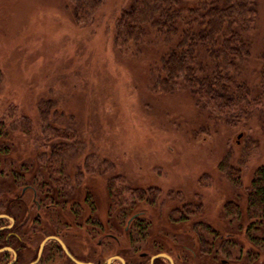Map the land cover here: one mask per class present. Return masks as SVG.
<instances>
[{
	"label": "rangeland",
	"instance_id": "374dc122",
	"mask_svg": "<svg viewBox=\"0 0 264 264\" xmlns=\"http://www.w3.org/2000/svg\"><path fill=\"white\" fill-rule=\"evenodd\" d=\"M129 2L107 0L90 24H76L67 0H0V171L40 186L46 205L200 206L193 232L204 233L205 246L212 229L236 256L230 264H264V218L243 215L245 190L264 166V129L256 118L236 127L209 120L185 89L157 91L153 53L113 45L114 21ZM263 39L260 0L238 74L249 85ZM48 103L43 120L39 106ZM48 125L57 138L46 137ZM222 163L238 170L237 186ZM229 203L242 213L226 215Z\"/></svg>",
	"mask_w": 264,
	"mask_h": 264
},
{
	"label": "trees",
	"instance_id": "16d2710c",
	"mask_svg": "<svg viewBox=\"0 0 264 264\" xmlns=\"http://www.w3.org/2000/svg\"><path fill=\"white\" fill-rule=\"evenodd\" d=\"M67 1L75 23L90 24L107 0ZM259 4L260 0H130L114 21L113 45L120 51L133 50L135 55L153 53L155 89L164 94L185 89L209 120L236 127L256 118L264 129V39L257 83L249 85L238 78L251 56L249 37ZM52 105L39 106L43 120ZM47 128L51 130L48 139L58 137L55 129ZM221 165L227 169L225 163ZM229 170L226 174L237 186L238 170ZM136 196L141 201L144 195ZM245 196L246 217L262 218L264 166L254 172ZM238 210L233 203L224 207L228 216Z\"/></svg>",
	"mask_w": 264,
	"mask_h": 264
},
{
	"label": "flooded vegetation",
	"instance_id": "af4514ba",
	"mask_svg": "<svg viewBox=\"0 0 264 264\" xmlns=\"http://www.w3.org/2000/svg\"><path fill=\"white\" fill-rule=\"evenodd\" d=\"M1 173L8 176L0 175V264H203L204 256L221 255L222 264L236 262L214 230L205 233L210 247L203 232H193L200 206L46 205L40 186L30 189L17 183L24 175Z\"/></svg>",
	"mask_w": 264,
	"mask_h": 264
},
{
	"label": "water",
	"instance_id": "95a60500",
	"mask_svg": "<svg viewBox=\"0 0 264 264\" xmlns=\"http://www.w3.org/2000/svg\"><path fill=\"white\" fill-rule=\"evenodd\" d=\"M240 137V135L238 136V138ZM162 257H166V256H163V255H161ZM123 263V262H122Z\"/></svg>",
	"mask_w": 264,
	"mask_h": 264
}]
</instances>
